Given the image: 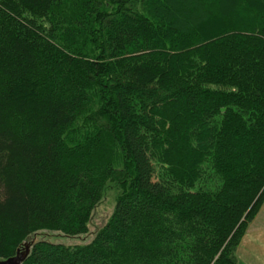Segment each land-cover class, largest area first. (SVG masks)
Here are the masks:
<instances>
[{
    "label": "trees",
    "instance_id": "trees-1",
    "mask_svg": "<svg viewBox=\"0 0 264 264\" xmlns=\"http://www.w3.org/2000/svg\"><path fill=\"white\" fill-rule=\"evenodd\" d=\"M263 204L264 0H0V260L240 264Z\"/></svg>",
    "mask_w": 264,
    "mask_h": 264
},
{
    "label": "rangeland",
    "instance_id": "rangeland-1",
    "mask_svg": "<svg viewBox=\"0 0 264 264\" xmlns=\"http://www.w3.org/2000/svg\"><path fill=\"white\" fill-rule=\"evenodd\" d=\"M116 203V191L109 189L105 195L100 204L96 207L95 211L93 212V216L89 225L90 231L92 233L98 231L101 229L109 220L111 217L114 207ZM90 235L87 236L86 239L89 238ZM85 239V240H86ZM50 241L53 243H62L65 245H77V244H84L85 240L81 239H70L66 238L64 235L57 233V232H39L38 234H35L30 237L28 242L35 241L36 243L40 241ZM243 258L245 259V255L243 252V249L241 251Z\"/></svg>",
    "mask_w": 264,
    "mask_h": 264
},
{
    "label": "crops",
    "instance_id": "crops-1",
    "mask_svg": "<svg viewBox=\"0 0 264 264\" xmlns=\"http://www.w3.org/2000/svg\"><path fill=\"white\" fill-rule=\"evenodd\" d=\"M242 249L245 259L241 253ZM237 255L240 264H264V204L249 225Z\"/></svg>",
    "mask_w": 264,
    "mask_h": 264
},
{
    "label": "water",
    "instance_id": "water-1",
    "mask_svg": "<svg viewBox=\"0 0 264 264\" xmlns=\"http://www.w3.org/2000/svg\"><path fill=\"white\" fill-rule=\"evenodd\" d=\"M35 241L24 242L20 248H18L16 254L4 260H0V264H23L31 254Z\"/></svg>",
    "mask_w": 264,
    "mask_h": 264
}]
</instances>
